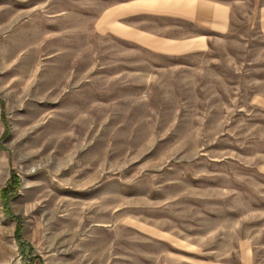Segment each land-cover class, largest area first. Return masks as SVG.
<instances>
[{
    "label": "rangeland",
    "instance_id": "1",
    "mask_svg": "<svg viewBox=\"0 0 264 264\" xmlns=\"http://www.w3.org/2000/svg\"><path fill=\"white\" fill-rule=\"evenodd\" d=\"M218 1L183 59L100 35L115 0H0V264H264V0Z\"/></svg>",
    "mask_w": 264,
    "mask_h": 264
},
{
    "label": "crops",
    "instance_id": "2",
    "mask_svg": "<svg viewBox=\"0 0 264 264\" xmlns=\"http://www.w3.org/2000/svg\"><path fill=\"white\" fill-rule=\"evenodd\" d=\"M231 27L232 5L218 0H115L100 10L96 31L164 58L186 59L227 38Z\"/></svg>",
    "mask_w": 264,
    "mask_h": 264
},
{
    "label": "trees",
    "instance_id": "3",
    "mask_svg": "<svg viewBox=\"0 0 264 264\" xmlns=\"http://www.w3.org/2000/svg\"><path fill=\"white\" fill-rule=\"evenodd\" d=\"M0 107H1L2 113H3V102H1V101H0ZM18 184H19L18 178L16 177V175H12L10 180H9L8 185L0 191V200L4 206L5 213H8V210H7L8 198H10L11 196H15L17 189H18ZM17 223H18V225L15 229V236L17 238V241L20 243L21 240L19 237H20V225H21V223L19 220Z\"/></svg>",
    "mask_w": 264,
    "mask_h": 264
}]
</instances>
